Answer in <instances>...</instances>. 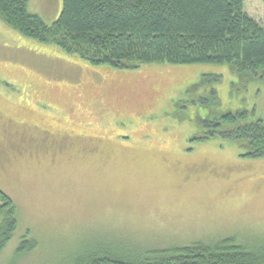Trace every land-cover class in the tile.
<instances>
[{"label": "rangeland", "instance_id": "rangeland-1", "mask_svg": "<svg viewBox=\"0 0 264 264\" xmlns=\"http://www.w3.org/2000/svg\"><path fill=\"white\" fill-rule=\"evenodd\" d=\"M30 2L58 20L62 0ZM245 11L264 26L263 0ZM21 36L0 33V188L19 221L0 264H68L111 232L157 247L235 237L264 248V157L193 140L215 114L264 119V78L220 63L97 66ZM26 235L36 247L18 256Z\"/></svg>", "mask_w": 264, "mask_h": 264}, {"label": "trees", "instance_id": "trees-1", "mask_svg": "<svg viewBox=\"0 0 264 264\" xmlns=\"http://www.w3.org/2000/svg\"><path fill=\"white\" fill-rule=\"evenodd\" d=\"M61 9L50 24L31 10L29 0H0V20L97 66L220 63L241 77L264 78V26L245 11V0H62ZM210 92L215 104L206 105L212 107L218 91ZM216 116L200 123L203 131L193 140L221 137L244 156L264 157V119L248 121L246 109ZM0 202L1 255L19 221L14 199L1 188ZM107 234L73 251L68 264H264V248L235 237L157 247ZM35 247L26 235L15 252L20 256Z\"/></svg>", "mask_w": 264, "mask_h": 264}, {"label": "crops", "instance_id": "crops-1", "mask_svg": "<svg viewBox=\"0 0 264 264\" xmlns=\"http://www.w3.org/2000/svg\"><path fill=\"white\" fill-rule=\"evenodd\" d=\"M29 2H30V0H29ZM32 2H30V8H31V10H32ZM2 22V23H1ZM5 23H3V21H1L0 20V30L1 31H7V32H9V35H12V36H14V37H16L17 39H24L22 36H21V34L20 33H18V31H14V30H10L6 25H4ZM1 31H0V33H1ZM8 38H10V37H8ZM7 38V39H8ZM4 39V38H3ZM9 40V39H8ZM34 43L36 44V42L34 41Z\"/></svg>", "mask_w": 264, "mask_h": 264}]
</instances>
